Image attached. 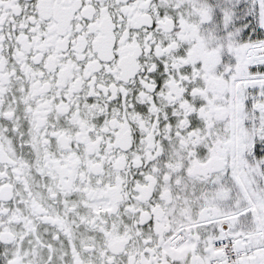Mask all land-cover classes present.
<instances>
[{"label":"snow or ice","instance_id":"6c2138e0","mask_svg":"<svg viewBox=\"0 0 264 264\" xmlns=\"http://www.w3.org/2000/svg\"><path fill=\"white\" fill-rule=\"evenodd\" d=\"M0 264H264V0H0Z\"/></svg>","mask_w":264,"mask_h":264}]
</instances>
